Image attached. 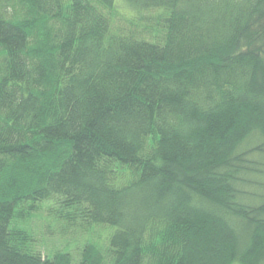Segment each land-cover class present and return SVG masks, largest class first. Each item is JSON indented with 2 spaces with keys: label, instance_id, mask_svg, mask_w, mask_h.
<instances>
[{
  "label": "trees",
  "instance_id": "obj_1",
  "mask_svg": "<svg viewBox=\"0 0 264 264\" xmlns=\"http://www.w3.org/2000/svg\"><path fill=\"white\" fill-rule=\"evenodd\" d=\"M0 264H264V0H0Z\"/></svg>",
  "mask_w": 264,
  "mask_h": 264
},
{
  "label": "rangeland",
  "instance_id": "obj_2",
  "mask_svg": "<svg viewBox=\"0 0 264 264\" xmlns=\"http://www.w3.org/2000/svg\"><path fill=\"white\" fill-rule=\"evenodd\" d=\"M51 203H42L39 210L31 213L19 225L29 231L36 241V250L44 257L57 251H68L78 255L86 242H93L105 247V240L110 230L105 227H81L80 224L72 226L55 221L49 214ZM25 210V208L23 209Z\"/></svg>",
  "mask_w": 264,
  "mask_h": 264
}]
</instances>
